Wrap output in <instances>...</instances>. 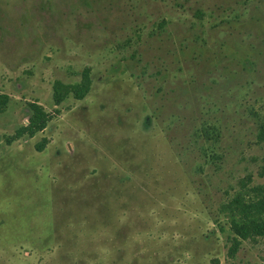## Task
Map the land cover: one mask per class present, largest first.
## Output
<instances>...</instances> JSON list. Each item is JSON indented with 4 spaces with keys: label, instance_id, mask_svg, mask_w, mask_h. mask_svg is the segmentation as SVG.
<instances>
[{
    "label": "rangeland",
    "instance_id": "374dc122",
    "mask_svg": "<svg viewBox=\"0 0 264 264\" xmlns=\"http://www.w3.org/2000/svg\"><path fill=\"white\" fill-rule=\"evenodd\" d=\"M1 94L0 264H264L220 211L264 185V0H0Z\"/></svg>",
    "mask_w": 264,
    "mask_h": 264
},
{
    "label": "trees",
    "instance_id": "16d2710c",
    "mask_svg": "<svg viewBox=\"0 0 264 264\" xmlns=\"http://www.w3.org/2000/svg\"><path fill=\"white\" fill-rule=\"evenodd\" d=\"M91 88L90 68L84 67L80 79L74 83H64L54 80L52 83V100L55 105L60 104L68 95L75 99H82ZM6 96L0 95V104H4ZM30 114L25 124L18 126L12 134L5 136V143L19 139L22 136L32 137L42 131L52 116L36 101L27 103ZM264 141V119L257 126L256 142ZM47 140L42 138L35 144L36 150H42ZM249 181H243L237 192L227 201L220 204V211L225 214L232 235L229 237L227 256L233 258L242 240L264 237V185L248 186ZM213 264H219L217 259ZM227 264H234L229 262Z\"/></svg>",
    "mask_w": 264,
    "mask_h": 264
}]
</instances>
